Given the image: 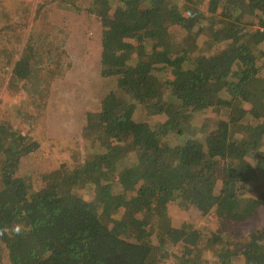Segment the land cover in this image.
I'll list each match as a JSON object with an SVG mask.
<instances>
[{
    "label": "trees",
    "instance_id": "trees-1",
    "mask_svg": "<svg viewBox=\"0 0 264 264\" xmlns=\"http://www.w3.org/2000/svg\"><path fill=\"white\" fill-rule=\"evenodd\" d=\"M87 10L103 94L87 106L81 148L64 141L57 168L29 178L19 165L42 154L33 131L51 79L41 84L31 36L0 42V71L43 100L27 124L0 121V264H264V225L244 229L264 213L252 189L264 187V0ZM170 205L210 230L172 225Z\"/></svg>",
    "mask_w": 264,
    "mask_h": 264
},
{
    "label": "rangeland",
    "instance_id": "rangeland-1",
    "mask_svg": "<svg viewBox=\"0 0 264 264\" xmlns=\"http://www.w3.org/2000/svg\"><path fill=\"white\" fill-rule=\"evenodd\" d=\"M91 1L0 0V11L4 14L1 17L0 13V42H5L7 44L5 45L10 47L9 49H15L22 45L23 40H27V37L31 36L32 41L35 42V52L42 53L41 62L45 76L43 73L40 76L45 78V82H41V84L47 87L51 79L49 84L53 92L50 94V99L46 98V108L44 109L46 111L35 119L33 134L40 143L42 154L28 155L19 165V172L22 175L27 173L25 176L27 178L31 173L38 175L41 172L57 168L59 165L58 155L62 152L58 151L64 141L73 139L74 148H81L82 142L79 134L73 136L74 134L72 135L70 132H73L72 129H75V132L79 131V116L85 106L98 102L103 94L102 81L96 80L97 71L93 67V63L90 71L89 66L79 64V60H77L72 72L65 76L71 58L67 55L60 40L63 35L62 28L55 29V23L60 25L61 13L65 12L62 7L69 8L66 12L77 8L88 12L87 9ZM87 15L85 14V16ZM50 35L53 37V41L47 42L45 38ZM44 50L50 51L52 60L44 56L45 53H48ZM51 76L53 77L51 78ZM73 87H75V93L72 91ZM79 90L84 94V101L82 98L75 97ZM30 94L27 90H21L20 81L9 71L7 73L0 71V121L11 119L15 122L26 123L27 118L34 115L35 107H42L39 102H43L40 94L36 97L35 95L31 97ZM64 127L69 129L64 130ZM259 183L263 184L264 179ZM252 189L264 191V187H259V184L257 188L254 186ZM169 215L170 223L175 226L188 223L201 230H210L209 225H212L210 220L207 221L205 217H200L193 209L185 212L170 205ZM247 225L248 227L246 226L244 229H254L264 225V213L249 220Z\"/></svg>",
    "mask_w": 264,
    "mask_h": 264
},
{
    "label": "crops",
    "instance_id": "crops-1",
    "mask_svg": "<svg viewBox=\"0 0 264 264\" xmlns=\"http://www.w3.org/2000/svg\"><path fill=\"white\" fill-rule=\"evenodd\" d=\"M20 1V0H19ZM65 10L62 14V18L60 20V25L55 23L56 30H60L59 27L62 28L61 32H63L62 37L60 40L62 41L63 48L67 52V55L71 58L70 66L67 69L65 76H68L76 66V61L79 60V64L85 65L86 67L89 66L90 71L93 63V67L97 71L96 80L99 81V70H100V53H101V29L96 21L94 15L87 11H82L80 8L73 9V11H67V7H62ZM71 9V8H70ZM85 14H88L85 16ZM28 26V25H27ZM31 26V25H30ZM26 40V39H25ZM22 44L24 43V41ZM47 42L49 40L53 41V37L50 35L49 37L45 38ZM75 58V60H73ZM93 58V59H92ZM78 64V65H79ZM90 73V72H89ZM18 83V81H16ZM50 88V87H49ZM73 93L76 92L75 87H73ZM52 87L49 89V93L47 96L50 99V94H52ZM75 97L82 98L84 101V94L79 92L75 94ZM99 101V100H98ZM87 104L84 108V111L79 116V131L75 132V129H72L70 134H74L73 136L79 134L86 122L85 112L87 109ZM65 129H69L64 127ZM69 134V135H70ZM68 138H71L68 136ZM81 138V137H80ZM69 141L73 139H68ZM66 142V141H65ZM74 144V140H73Z\"/></svg>",
    "mask_w": 264,
    "mask_h": 264
}]
</instances>
